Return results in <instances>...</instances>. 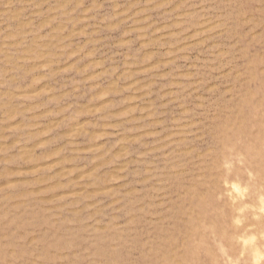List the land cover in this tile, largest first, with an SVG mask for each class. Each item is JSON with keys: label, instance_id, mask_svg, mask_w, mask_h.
<instances>
[{"label": "rangeland", "instance_id": "obj_1", "mask_svg": "<svg viewBox=\"0 0 264 264\" xmlns=\"http://www.w3.org/2000/svg\"><path fill=\"white\" fill-rule=\"evenodd\" d=\"M0 264H264V0H0Z\"/></svg>", "mask_w": 264, "mask_h": 264}]
</instances>
